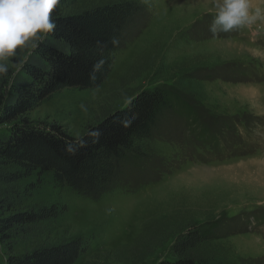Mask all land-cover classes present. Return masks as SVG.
<instances>
[{"label": "rangeland", "instance_id": "rangeland-1", "mask_svg": "<svg viewBox=\"0 0 264 264\" xmlns=\"http://www.w3.org/2000/svg\"><path fill=\"white\" fill-rule=\"evenodd\" d=\"M138 1L143 13L105 80L55 92L27 116L79 137L142 90L165 88L178 108L144 141L147 159L128 167L110 192L81 194L57 183L51 170L25 179L34 185L30 203L57 204L62 213L47 235L19 239L15 251L81 237L75 264H130L118 260L117 249L130 246L146 221L168 216L212 229L217 264H264V29L213 36L212 0ZM10 126L0 122L1 137ZM173 241L147 264H167ZM5 252L0 242L1 264H8Z\"/></svg>", "mask_w": 264, "mask_h": 264}, {"label": "trees", "instance_id": "trees-1", "mask_svg": "<svg viewBox=\"0 0 264 264\" xmlns=\"http://www.w3.org/2000/svg\"><path fill=\"white\" fill-rule=\"evenodd\" d=\"M78 2L60 0L51 14L54 30L18 73L0 78V122L11 124L9 133L0 136V242L8 264H75L84 251L81 237L15 251L19 239L47 235L51 221L62 213L57 204L30 203L34 185L24 184L25 179L51 170L57 183L81 194L99 197L110 192L122 183L128 167L147 159L144 141L168 111L178 108L176 96L157 87L138 92L79 137L60 125L28 118L30 110L55 92L99 86L111 71L114 52L144 9L138 0H98L72 9ZM191 219L166 216L146 221L130 246L117 249L118 260L147 264L174 238L173 258L167 264H217L219 249L212 229Z\"/></svg>", "mask_w": 264, "mask_h": 264}, {"label": "clouds", "instance_id": "clouds-1", "mask_svg": "<svg viewBox=\"0 0 264 264\" xmlns=\"http://www.w3.org/2000/svg\"><path fill=\"white\" fill-rule=\"evenodd\" d=\"M60 0H0V78L15 75L56 27ZM214 9V11H213ZM209 32L216 36L256 25L264 29V0H212Z\"/></svg>", "mask_w": 264, "mask_h": 264}]
</instances>
